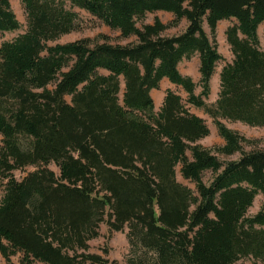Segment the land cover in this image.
<instances>
[{
	"label": "trees",
	"instance_id": "trees-1",
	"mask_svg": "<svg viewBox=\"0 0 264 264\" xmlns=\"http://www.w3.org/2000/svg\"><path fill=\"white\" fill-rule=\"evenodd\" d=\"M22 3L27 30L0 45L5 260L11 263L21 253L19 264H119L90 252V241L105 223L110 232L128 228L126 264H237L246 257L264 262V203L248 214L256 197L264 196V150L245 151L249 140L223 121L264 126V48L258 33L264 0ZM74 8L137 41L114 44L103 36V42L52 44L78 29ZM155 11L175 17L138 26ZM183 19V32L163 34ZM222 20L232 21L226 37L234 57L223 65L218 99L209 104L212 76L225 60L217 41ZM19 27L11 1L0 0V31ZM196 55L199 94V84L179 69ZM165 78L188 94L187 101L169 88L156 110L152 90ZM193 107L213 118L223 145L198 143L211 129ZM237 152L240 158L226 162L216 154ZM178 165L196 190L177 179ZM29 166L35 169L22 179L14 176Z\"/></svg>",
	"mask_w": 264,
	"mask_h": 264
},
{
	"label": "rangeland",
	"instance_id": "rangeland-1",
	"mask_svg": "<svg viewBox=\"0 0 264 264\" xmlns=\"http://www.w3.org/2000/svg\"><path fill=\"white\" fill-rule=\"evenodd\" d=\"M10 1H11V6L20 22V27L18 29L10 30V31H0V45L4 41L13 40L20 34L24 33L27 30V26H28L27 14L25 11V7L22 3V0H10ZM67 6L69 5L67 4ZM74 10L79 14L78 29L68 34L62 35L56 41L51 42L52 44L66 43V42L79 40L82 38H89L91 39L92 42H103L105 40L103 36L107 37V40L114 44L125 45L137 41L136 36H130L127 38L121 37L120 31L112 29L109 26L105 25L103 22H101L99 19H97L95 16L85 11L84 9L74 8ZM156 17H159L164 23H169L174 19L175 16L173 13L168 11L151 12L148 13L144 21L138 22V26L142 27L143 24L145 23H152L154 22ZM231 24H232L231 20H224L219 23L217 28V41L219 45V50L225 59L218 64V70L221 68L223 62L228 61V58L232 55L230 45L226 37V30ZM186 27H187V21L186 19H183L178 26L168 28L167 30L164 31L163 34L165 36H174L183 32L186 29ZM205 28L207 32L210 33V29L207 24H205ZM258 33L261 40V46L262 48H264V23L260 25ZM198 61H199L198 55L194 56L190 60L184 59L179 64V69L184 75L191 76L194 79V81L199 84L201 76L199 72L200 61L199 62ZM102 72L104 71L102 70ZM216 81H217L216 79L211 80V94L207 99V102L209 104L215 103L216 100L218 99V93L220 90V80L219 82ZM169 88L179 92L182 95L183 99L187 101L188 94L181 87L173 83H170L168 79H164L161 83L160 89H158L157 92H154L155 95L154 99L156 101V110H159L161 107L158 95H161L162 93L165 92L166 89ZM124 89H125V83L124 80L122 79L121 91H120L121 101L123 98ZM201 90L202 88L199 84L196 88V93L199 94ZM67 99L70 101L71 100L70 96H67ZM192 109L195 113L201 115L203 114V116H205V119L211 129L210 135L201 139L198 143L206 147H216L223 145L224 139L220 136L218 129L213 122V118L210 117L208 114H206L203 109L194 108V107ZM223 121L229 128L239 132L249 140L248 142H244L243 144L245 151L250 152L254 150H264V126L262 127L250 126L240 121H230L227 119H224ZM1 146H2V137L0 135V147ZM188 154L189 156L192 155L190 151L188 152ZM216 154L224 162L229 160H236L241 156L240 152H237L233 155H224L221 153H216ZM50 167L57 174H59L60 172L59 168L55 164H51ZM34 169L35 167L29 166L24 170H15L14 176L18 179H22L24 176L27 175L28 172ZM176 171H177V179L180 182L196 190V184L189 179H185L182 176L181 165L177 166ZM212 178H213V174L211 171L208 170L204 172V180L207 183H209L212 180ZM6 183L7 180H3L0 177V201L5 193ZM263 203H264V196L262 194H259L256 197L253 206L250 207L248 214L249 215L256 214L260 210ZM127 231L128 228H125L124 231L110 232L108 226L105 223H102L100 227V236L90 241V246H91L90 252L99 253L104 257L108 258L110 261L117 260L119 264H126L127 255L130 248L127 239ZM106 249L108 250L107 252H105ZM21 256H22L21 253L12 256L11 258L12 262L8 263L0 253V263L19 264ZM237 264H264V262L256 261L253 258L246 257L238 261Z\"/></svg>",
	"mask_w": 264,
	"mask_h": 264
},
{
	"label": "crops",
	"instance_id": "crops-1",
	"mask_svg": "<svg viewBox=\"0 0 264 264\" xmlns=\"http://www.w3.org/2000/svg\"><path fill=\"white\" fill-rule=\"evenodd\" d=\"M222 21H224V20H222ZM222 21H220V22H222ZM219 22V23H220ZM233 57H234V55H233V53H232V55L228 58V61H231L232 59H233ZM199 62V61H198ZM226 63V61H224L223 62V64H222V66H221V68L218 70V66H217V69H216V72L214 73V75L212 76V79H216L217 81L216 82H219V80H220V72H221V69H222V67H223V65ZM166 79V78H165ZM211 79V80H212ZM170 82V81H169ZM171 83V82H170ZM218 90H219V88H218ZM158 90L157 89H154V90H152V96L154 97L155 95H154V92H157ZM166 91H167V89L165 90V92L164 93H162L161 95H158V97H159V101H160V104H161V106H162V104H163V101H164V98H165V95H166ZM155 100V99H154ZM155 104H156V101H155ZM192 111H193V109H192ZM194 112V111H193ZM198 114V113H197ZM200 116H202V117H204L205 118V116H203V114L201 115V114H199Z\"/></svg>",
	"mask_w": 264,
	"mask_h": 264
}]
</instances>
